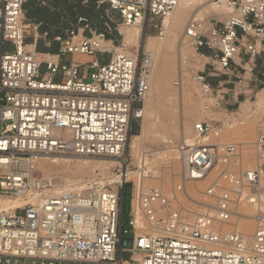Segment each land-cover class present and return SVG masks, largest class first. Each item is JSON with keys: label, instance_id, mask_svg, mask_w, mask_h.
<instances>
[{"label": "built area", "instance_id": "2783aa9c", "mask_svg": "<svg viewBox=\"0 0 264 264\" xmlns=\"http://www.w3.org/2000/svg\"><path fill=\"white\" fill-rule=\"evenodd\" d=\"M25 2L0 0V197L22 203L0 209V264H264V114L253 143L252 170H231L238 157L235 144L186 149L180 144L175 190L182 198H169L161 188L146 191L144 180L154 177L146 168V155L141 153L132 166L127 148L133 125L143 118L151 56L143 49L135 56L116 53L105 46L103 34L70 32L54 40L58 54L41 61L25 43ZM94 2L118 14L120 29L143 27L148 18L162 20L179 0ZM223 5L226 15L220 23L205 28L191 19L184 37L195 52L204 48L211 54L214 72L229 73L242 87L245 71L239 72L235 60L240 54L254 60L264 52V0H223ZM79 21L90 29L85 20ZM96 55L109 58L85 65L72 59ZM65 56L70 62L60 63ZM194 80L201 96L212 101L206 110L219 108L223 86L213 87L203 72ZM225 118L230 127L232 115ZM193 131L196 138L207 139L215 129L202 121ZM43 157L113 161L117 189L92 181L52 194L50 184L34 175L33 160ZM130 167L134 171L129 178ZM212 172L215 176L199 194L203 200L186 191V185L204 181ZM127 185L131 198L125 230L124 195L118 189ZM246 189L260 195L251 236L234 222ZM250 196L246 199L254 204ZM129 234L131 246L123 247L122 237ZM123 252L131 262L121 260ZM136 255L141 259L135 260Z\"/></svg>", "mask_w": 264, "mask_h": 264}, {"label": "rangeland", "instance_id": "374dc122", "mask_svg": "<svg viewBox=\"0 0 264 264\" xmlns=\"http://www.w3.org/2000/svg\"><path fill=\"white\" fill-rule=\"evenodd\" d=\"M174 11L175 10H173L172 12ZM223 12L225 13L224 8H223ZM224 18L225 17H222L221 19H216L215 22L213 21L212 23L210 21L208 25L205 26V28H209L210 25L213 23H216V22L220 23ZM189 20L190 19L187 18L185 22V26L183 27V30L181 31L180 39H179L181 41L183 39L185 27ZM117 24L119 25L120 22H118ZM115 28H117V30L114 31L117 42L114 43L113 46L120 47L121 41H122V35L120 32V29H118L119 27L115 26ZM161 34H163V36H161ZM149 37H151L155 41H160V39H165V29L163 28V19L162 20L154 19V18L147 19L145 25H143V33H142V39L140 41V47L139 48H136V47L128 48L129 49V50L127 49L128 55L135 56L137 52L141 51V49L148 52L146 48V42ZM184 41L188 42L187 46H183L184 50L189 53L193 51V54L196 55V58L194 60L195 67L190 68L189 75H186L183 73L181 77L180 75L177 76L176 55L174 56L173 65L171 66L169 77L167 80L168 89L165 91V95H166L165 99L167 100L162 99L161 97L156 95L155 92L153 91L151 92L150 95L147 94L146 100L144 101V108H147V101L148 99H150L151 96L152 98L156 97L157 100H160V103L163 102V105H161V107L156 111L147 112L146 109H144L145 110L144 117H146L147 115V124L150 125L151 123H155L156 119H160V121H162L161 119H163L162 113H163V108H164L167 111L173 112L174 115L176 116V117L174 116L175 117L174 122H176V124L175 125L172 124L171 126L167 127L166 135H167V139L170 138L169 140H172L173 138V141H174L175 136L178 137V131L176 130L178 128L177 118L180 115L179 118L181 117V119H183V124L185 126V129L189 128L191 131V134L192 133L194 134V131H193L194 124L202 122V121H210L212 123L215 131L212 134H210L207 139H198V138H195V136L193 135L192 137L193 142L194 141L196 143L198 142L199 145H202V144L219 145V144H231L235 142H243V140L241 141V139L244 138V135L249 129L253 130L252 136H253V143H254L256 131H257V128L260 122V118L264 114V113H259L260 111L261 112L264 111V104H263L264 103V91L261 90L262 88H259L258 90H256V92L252 94H245V95L241 94L240 98L243 100L244 99L248 100L249 102L246 103L245 105L242 104L240 108L235 107L231 110H228L225 108V106L221 104L223 102H221L219 108L211 109L210 111L206 110V106L212 105V101L201 96L194 78L198 72H201L203 70L204 64H207V63L212 64V60L209 58L211 54L208 53V56H205L206 60L203 61L202 63L201 59L199 58L201 54L199 52H195L192 46V42H190L186 38H184ZM124 50L126 51V49ZM108 58H109L108 56L103 57L104 60H107ZM221 76L226 78L225 80L227 81L230 80L231 82H233V79L230 78L229 73H227V75L223 74ZM245 79L248 80V75L245 76ZM190 80L191 81L193 80V82H190ZM181 87L185 89L190 87L191 95L183 96L182 101H179L177 97H178L179 90L181 89ZM236 91H241V92L245 91L244 84L242 85V87L238 86ZM259 100L263 101V103H261ZM240 103H241V100H240ZM191 109H196L198 111L197 113L192 114ZM204 111H205V114H204ZM201 114H203L204 116L202 117ZM226 114L232 115V125L230 127H228V125L226 124V121H227L225 118ZM141 126H142V120L139 121L138 124L133 125L131 134H134L136 130L135 135H138L141 131ZM240 135L241 137H238ZM132 137L133 135H131L130 137L129 144L132 140ZM200 142H203V143H200ZM253 143L247 146L243 144L239 145L238 143L235 144L237 145L238 157H235L232 160L231 170H237L243 165L242 162L240 161V156H241L240 154H242L243 151L249 150L251 153H255V148H254ZM159 145H160L159 141L152 140L148 143L147 145L148 147L144 149V151L146 152L145 155L146 156L150 155L149 157H146L148 159L146 162V168L156 172L155 179L148 178L144 180L143 182L144 190L147 191L148 188H161L163 193L167 195L169 198H172V197L182 198V194L178 193L175 190V185L177 184V181H178L177 175L180 173V170H181V165H180V160H179L180 153L173 152L171 154L153 156L155 152H153L152 149H155ZM127 152L130 155L129 147L127 148ZM40 159H44L53 164L59 162L60 164H63L65 166L67 165L68 169L61 171L60 167L59 169L54 168L48 174H44L39 170V168L34 167V175L36 177L45 179L47 177L52 178L54 176H58V177H61L62 179L71 178L72 180H78V181L80 180L83 182V184H86L87 182L89 183L91 181H95V182L106 183L107 185L110 186V188L117 189L115 186V182H117V180H113L110 182L111 177H113V175H116V169H115L116 164L113 167H108L106 164L107 161L104 162V161L93 160V159H88V158L43 157ZM135 164H136V159L132 158V166H135ZM77 170H79L82 175L77 174L76 176H74L71 174L72 172L74 171L76 172ZM94 170L95 172L93 173ZM129 170L131 172L134 171L132 167H130ZM85 173H88L89 176L85 175ZM214 176H215V172H212L206 180L201 181V182H196V183H190L186 185V191L189 194L193 195L197 200H203L204 198L202 196H199V194L204 192L205 188L207 187V185L209 184V182ZM87 179L91 181H87ZM166 179H168V182H166ZM118 191L120 194L123 193L124 195V199L122 202L124 229L128 230V221L130 219L129 212H130L131 187L130 185H127L124 191H123V188H119ZM246 201H247L246 199L245 200L243 199L239 203V205L242 203H247ZM17 214L22 215L23 212L17 211ZM237 221H238L237 218L234 219L235 225ZM252 224H253V231H254V221L252 222ZM131 240H132V234L123 235L122 237L123 247H124V243L126 244L125 247H130ZM121 260L131 262L132 259L130 258L129 253L123 252L121 254Z\"/></svg>", "mask_w": 264, "mask_h": 264}, {"label": "bare ground", "instance_id": "6f19581e", "mask_svg": "<svg viewBox=\"0 0 264 264\" xmlns=\"http://www.w3.org/2000/svg\"><path fill=\"white\" fill-rule=\"evenodd\" d=\"M223 8H224L223 0H220L219 2H217L216 0H179L178 5L174 9L175 11L171 12L170 15H168L166 18L163 19V28L165 29V39H160V41H155L151 37L147 39L146 48L148 52L147 51L146 52L149 53L152 59V69H151V74L149 78V90L147 94L150 95L151 92L154 91L156 95H158L162 99H165L166 97L165 91L168 89L167 80L169 77L171 66L173 65V59L175 55H176L177 76L180 75L181 77L183 73L186 75H189L190 68L195 67L194 60L196 58V55L193 54V51L189 53V52H186L183 48V46L188 45V42L184 41V38H185L184 35H183L182 41L179 40L181 31L183 30V27L185 26V22L187 18L190 20L193 18L198 19L202 21L203 23H205V26H207L210 21L212 23L213 21L215 22L216 19H221L222 17H225L226 12L225 13L223 12ZM120 32L122 35V41H121L120 47H113L110 43H104L105 46L112 47V49H114L116 53L123 52L126 54H128L127 52L128 48L130 47L139 48L140 47L143 27L123 26L120 28ZM163 34H161V36H163ZM184 34H185V30H184ZM124 49H126V51ZM199 58L201 59L202 63L203 61L206 60V58H204L203 56H200ZM190 82H193V80L192 81L190 80ZM186 95L187 96L191 95V88L188 87L187 89H185L181 87L177 98L179 101H182L183 96H186ZM259 101L263 103V101L261 100ZM159 103H160V100H157L156 97L152 98L151 96L150 99H148L147 101V108H144V105H143V118H142L141 131L138 135H135L132 137V140L129 144L130 156L136 160H138L141 154V151L142 153H146L144 149L148 147L147 146L148 143L152 140L160 142L159 146H157L155 149H152V151L155 152L153 156L171 154L173 152L181 153L180 148H179L180 144L184 146V149L189 148L191 146L199 145L198 142L197 143L195 141L193 142L192 137L194 134L193 133L191 134V131L189 128L185 129V126L183 124V119H181V117L179 118L180 115L177 118L178 128L176 130L178 131V137L175 136L174 141H173V138L172 140H169L170 138L167 139V135H166L167 127L171 126L172 124L174 125L176 124V122H174V118L176 116L174 115L173 112L167 111L164 108H163V113H162L163 119H161L162 121H160V119H156L155 123H151L150 125L147 124V115H146L147 113L145 114L146 117H144V111H145L144 109H146L147 112L156 111L161 107V105H163V102H161L160 104ZM197 111L198 110L196 109H191L192 114L197 113ZM259 113H264V111L263 112L260 111ZM204 114H205V111H204ZM201 116L203 117L204 115L201 114ZM252 134H253V130L249 129L244 135V138L241 139V141L243 140V142H235L231 144L238 143L239 145L241 144L246 145V146L251 145L253 143ZM238 137H241V135ZM200 143H203V142H200ZM240 155H241L240 161L243 164L241 167L244 170H249V171L252 170L255 167V159H256L255 153H251L249 150H245ZM149 156H146V157H149ZM58 158H64V157H58ZM147 160L148 159L146 158V162ZM106 164L108 167L115 166V162L113 161H107ZM33 165L34 167L39 168V170L44 174H48L54 168L59 169L60 167L61 171L68 169L67 165L65 166L63 164H60L59 162L53 164V163H50L40 158L34 159ZM129 171H128L127 176L130 178L133 176V173ZM94 172L95 170L93 171V173ZM149 172H152L154 177L153 176L149 177L148 175L147 178L155 179L156 172L153 170H150ZM71 174L74 176H76L77 174L82 175L79 170H77L76 172L74 171ZM85 175L89 176L88 173H85ZM44 180H46L47 183L50 184V186L52 187L50 189V192H52V194H55V195L65 193L67 191L80 189L81 187L85 186V184H83V182L80 180L79 181L72 180L71 178L62 179L61 177H58V176H54L52 178L47 177ZM113 180H117L116 175H113V177H111L110 182ZM87 181H91V180L87 179ZM166 182H168V179H166ZM249 194L251 195L250 198H252L255 203L249 204L248 201H246L247 203H242L237 207V210L235 213L236 214L235 217L238 220L236 223L238 229L241 230V232H243L247 236H251L253 234L252 222L254 221V227H255V220H254L255 212L258 209V205L260 201L259 193L253 192V191L249 192L247 189L244 190V192L242 193V197L244 198V200ZM29 199L33 201L34 195H32ZM21 205L22 203L20 200H10V199L0 197V209L9 210L12 208L20 207ZM138 222L139 221H137V223ZM133 258L135 260L141 259L139 255H136Z\"/></svg>", "mask_w": 264, "mask_h": 264}, {"label": "crops", "instance_id": "0c3cea01", "mask_svg": "<svg viewBox=\"0 0 264 264\" xmlns=\"http://www.w3.org/2000/svg\"><path fill=\"white\" fill-rule=\"evenodd\" d=\"M89 12L93 14L92 17ZM80 19L86 21L89 30L83 28L85 23L80 22ZM119 21L116 12L110 11L107 6L97 8L94 0H26L24 22L28 25V29L25 43L37 53L38 59L41 61L45 59L46 55L56 56L59 45L54 40L56 38L65 39L70 32L82 37H89L94 32L103 34L105 43H110L113 46L117 42L114 31L117 30L115 26H118ZM49 50L50 52H48ZM103 57L99 55L93 57L74 56L72 59L74 62L85 65L94 59L106 61ZM70 59L69 56H65L59 61L68 64ZM235 62L240 73H243L242 69L245 71L244 79L248 75V80L245 79V91L243 92L236 91L238 86L234 82L227 81L226 78L214 72L211 63L204 64L201 71L207 76L208 82L213 87L216 88L220 84L223 86L221 92L224 95L220 97L223 102L221 104L228 110L235 107L240 108L242 104L245 105L249 102L241 99V94H252L259 88L264 91V52L254 60H248L247 56L240 54Z\"/></svg>", "mask_w": 264, "mask_h": 264}, {"label": "trees", "instance_id": "16d2710c", "mask_svg": "<svg viewBox=\"0 0 264 264\" xmlns=\"http://www.w3.org/2000/svg\"><path fill=\"white\" fill-rule=\"evenodd\" d=\"M89 15H90V17H92L93 14L91 12H89ZM98 32L100 33L101 31H98ZM106 40H108V38H106ZM48 52H50V50ZM199 53L202 54V55H206L207 56L209 52L206 49L201 48L199 50ZM135 132H136V130H135ZM135 132H134V134H131V135L134 136L136 134Z\"/></svg>", "mask_w": 264, "mask_h": 264}]
</instances>
